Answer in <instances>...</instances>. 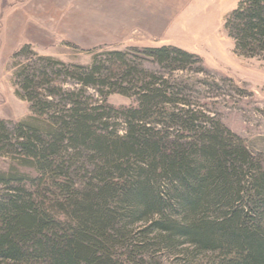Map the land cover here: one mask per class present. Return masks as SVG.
I'll list each match as a JSON object with an SVG mask.
<instances>
[{
  "label": "trees",
  "instance_id": "trees-1",
  "mask_svg": "<svg viewBox=\"0 0 264 264\" xmlns=\"http://www.w3.org/2000/svg\"><path fill=\"white\" fill-rule=\"evenodd\" d=\"M223 30L234 53L264 55V0H239ZM130 51L205 71L173 45ZM37 59L14 72L31 115L0 118V156L13 161L0 171V264H151L144 254L156 246L213 254L208 264H264V168L236 136L126 52L87 66ZM59 76L79 88L54 86ZM87 87L135 89V102L91 103Z\"/></svg>",
  "mask_w": 264,
  "mask_h": 264
},
{
  "label": "rangeland",
  "instance_id": "rangeland-1",
  "mask_svg": "<svg viewBox=\"0 0 264 264\" xmlns=\"http://www.w3.org/2000/svg\"><path fill=\"white\" fill-rule=\"evenodd\" d=\"M238 1L0 0V118L17 122L31 115L28 103L15 93L18 63L40 66L38 57H50L67 65L87 66L95 54L118 50L132 56L147 75L166 79L180 91L188 108L212 117L230 131L264 168V55L234 53L233 41L223 30L225 16ZM158 44L198 55L205 71H197L196 65L170 70L130 51L131 47ZM24 45L28 51L15 55ZM53 85L61 90L79 88L64 76L57 77ZM101 91L87 87L84 95L91 97V103L106 99L114 107L135 102V89L127 95ZM12 164L10 158L0 156V171ZM158 247L149 249L145 260L151 264H208L214 257L207 253L192 258Z\"/></svg>",
  "mask_w": 264,
  "mask_h": 264
},
{
  "label": "crops",
  "instance_id": "crops-1",
  "mask_svg": "<svg viewBox=\"0 0 264 264\" xmlns=\"http://www.w3.org/2000/svg\"><path fill=\"white\" fill-rule=\"evenodd\" d=\"M159 45L162 46V45H169V44H158V46H159ZM158 46H155V47H158Z\"/></svg>",
  "mask_w": 264,
  "mask_h": 264
}]
</instances>
